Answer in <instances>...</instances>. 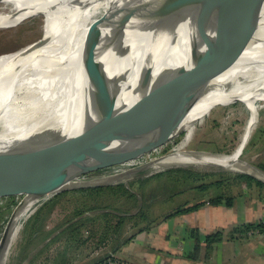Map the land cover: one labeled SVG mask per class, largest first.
<instances>
[{"label":"water","instance_id":"water-1","mask_svg":"<svg viewBox=\"0 0 264 264\" xmlns=\"http://www.w3.org/2000/svg\"><path fill=\"white\" fill-rule=\"evenodd\" d=\"M263 2L153 1L131 31L133 39L143 40L145 45L138 93L117 98L103 70L91 76L86 87L87 98L78 102L73 113L66 112L60 119L46 116L30 131L23 130L10 137L1 135L0 194L13 192L19 184L26 185L28 193L11 214L0 238V264H7L13 224L26 202L51 197L62 191L114 185L121 177L131 179L150 169L159 159L175 153L150 159L112 175L79 177L100 167L149 153L185 131L182 126L186 117L208 93L214 76L236 61L253 37ZM72 8L74 0L60 2L59 11L67 13ZM116 14L117 11L113 10L100 17L90 26L83 41L109 26ZM176 29L183 31L187 54L184 62L170 76L169 71L158 69L164 59L166 44V37L161 33ZM47 38L35 42L43 45ZM83 68H86L84 64ZM10 89L9 82L1 83L0 99H4ZM63 120L66 124L76 121L75 127L64 129ZM29 124L31 122H24L13 127L27 129ZM6 128H1L0 134ZM246 137L233 153L225 156L237 153L239 161L248 140ZM235 162L230 161L227 165ZM238 172L251 175L247 171ZM99 177H112L113 180L108 183L88 182Z\"/></svg>","mask_w":264,"mask_h":264},{"label":"bare ground","instance_id":"bare-ground-1","mask_svg":"<svg viewBox=\"0 0 264 264\" xmlns=\"http://www.w3.org/2000/svg\"><path fill=\"white\" fill-rule=\"evenodd\" d=\"M61 1L0 0V28L12 26L30 17L59 11ZM153 1L155 0H74L72 11H60L61 24L43 45L0 57V84L9 82L11 85L4 99H0V129L7 127L0 137L3 134L10 137L23 130L30 131L39 126L46 116L60 119L66 112L73 113L78 102L87 98L86 87L91 76L103 70L108 75L111 91L117 98L138 93L145 45L143 40H134L131 31ZM113 10L117 14L111 24L84 42L90 26ZM125 18L128 20H124ZM161 35L166 37V44L163 48L164 59L158 69L169 71L171 76L185 60V36L182 29L163 32ZM237 100H244L249 108V118L242 136L245 139L246 136L249 137L256 121V103L258 100L264 101V2L253 37L237 60L214 76L208 93L192 110L201 108L205 102ZM24 122H31L27 129L13 127ZM75 123L76 121L66 124L62 121L67 130L73 129ZM237 156V153L225 156L221 153L177 151L159 159L151 166V171L157 172L167 166L206 163H216L227 170H237ZM230 161L236 162L227 165ZM112 180V177H99L91 178L88 182L108 183ZM46 198L48 197L37 202ZM34 201L26 202L17 216L8 246L13 244L24 221L34 212Z\"/></svg>","mask_w":264,"mask_h":264},{"label":"rangeland","instance_id":"rangeland-1","mask_svg":"<svg viewBox=\"0 0 264 264\" xmlns=\"http://www.w3.org/2000/svg\"><path fill=\"white\" fill-rule=\"evenodd\" d=\"M61 20L62 13L56 10L45 15L30 17L9 27L0 28V57L40 45L35 41L46 36L48 38L45 41L49 40L50 36L60 26ZM256 108V121L252 125L244 151L236 164L237 170H227L225 167L212 164L167 166V168H163L164 170H158L157 172L151 171L150 168L141 171L131 179L122 178L112 185L123 184L131 192L132 196L123 194L118 189L115 192L108 190L92 192L88 196L82 193H72L63 196L65 192H71V190L62 191L40 202L34 201L33 205L36 206L34 212L24 221L17 238L9 247L7 263L8 261L10 262L13 252L15 254L16 247L20 242L21 246H25L24 244L36 224H38L36 226H40L41 223L45 222L46 225L52 226L51 228H57L59 224L65 223L69 217L78 211L109 210L112 206H116L122 210L127 208L135 212L137 206H140L142 212L151 211V214L156 217L160 211L182 205L186 200L194 203L202 198L206 199L217 195L234 193L241 187V183L238 181L233 182V175L238 174L239 169L244 171L250 169L249 171L252 172L249 164L251 160L250 147L253 144L260 145L264 142V101L258 100ZM248 118L249 108L244 100L205 102L201 108L190 111L182 126L185 131L161 147L120 163L100 167L81 174L79 177L89 178L111 175L122 169L177 151L231 154L242 140ZM216 181L220 182V184H217ZM199 185H205V187L201 189L190 187ZM178 191L182 192L179 193ZM27 193V186L19 184L13 192L0 194V238L8 219ZM60 196L63 197L61 198ZM45 205H49L48 208L54 207L50 215L48 214L49 210V212L39 211ZM145 212L144 214L146 215L147 212ZM45 215L49 216L45 217ZM142 217L144 215H135L131 222L127 221L126 224L140 222ZM101 220L104 221V219ZM115 222L116 220H111L110 222H105V225L108 224L112 227ZM97 226L100 228L103 225ZM50 231L49 229L43 231L42 225L38 231V237L42 239L48 236ZM125 262L131 264L128 261Z\"/></svg>","mask_w":264,"mask_h":264},{"label":"crops","instance_id":"crops-1","mask_svg":"<svg viewBox=\"0 0 264 264\" xmlns=\"http://www.w3.org/2000/svg\"><path fill=\"white\" fill-rule=\"evenodd\" d=\"M253 145L249 176L264 185V142ZM65 193L62 195L78 192ZM222 195L233 197L230 205L225 201L212 205L208 203L210 198L194 203L186 200L182 205L156 212V217L151 211L145 215L140 206L135 212L112 206L109 210L75 212L57 228L45 222L36 224L25 246L20 242L8 263L96 264L112 256L131 264H264V188L241 185L234 193ZM194 205L198 206L174 214L180 206ZM48 206L39 211L49 210L50 215L54 207ZM135 215L144 217L140 222L126 224ZM111 220H116L114 226L105 225ZM246 224L261 225L262 229L230 235L234 228ZM42 225L43 231H51L40 239L38 231ZM216 231H222L221 240L207 246L205 236Z\"/></svg>","mask_w":264,"mask_h":264},{"label":"trees","instance_id":"trees-1","mask_svg":"<svg viewBox=\"0 0 264 264\" xmlns=\"http://www.w3.org/2000/svg\"><path fill=\"white\" fill-rule=\"evenodd\" d=\"M170 171V170H168ZM166 171V172H168ZM233 182H240L241 185H245L246 187H251V186H258L260 188H264V185L262 183H260L259 181L255 180L253 177L249 176V175H246V174H235L233 175ZM217 184H220V182L216 181ZM205 185H199V186H195V188H204ZM118 190H121L123 194H127L128 196H132L131 192L123 185V184H119L117 186H112V185H109V186H104V187H95V188H87V189H79V190H72L73 192H78V193H82L84 195H90L92 192H103V191H110V192H115ZM231 198H233L232 196L231 197H227V196H223V195H217V196H214L212 198H210L208 200V203L212 204V205H217V204H220L221 202L225 201L226 205H230V201H231ZM198 205H194V206H190V207H186V208H182L181 206L174 212V214L176 213H183V212H188L194 208H196ZM82 213V212H81ZM260 228L262 229V226L259 225V226H255V225H252V224H246V225H243V226H239V227H236L234 228L231 232H230V235H232L233 233H239L241 231L243 232H247L251 229H254V228ZM194 236H196L194 234ZM222 238V231H216V232H213V233H210L208 235L205 236V242H206V245L209 246L215 242H218L220 241ZM197 250L198 248L196 247L195 249V253L193 255V257L195 258L196 257V254H197Z\"/></svg>","mask_w":264,"mask_h":264},{"label":"built area","instance_id":"built-area-1","mask_svg":"<svg viewBox=\"0 0 264 264\" xmlns=\"http://www.w3.org/2000/svg\"><path fill=\"white\" fill-rule=\"evenodd\" d=\"M96 264H129V263L115 257H107L106 259L99 261Z\"/></svg>","mask_w":264,"mask_h":264}]
</instances>
